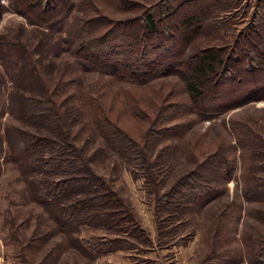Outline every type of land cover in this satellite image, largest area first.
Masks as SVG:
<instances>
[{"label": "rangeland", "instance_id": "rangeland-1", "mask_svg": "<svg viewBox=\"0 0 264 264\" xmlns=\"http://www.w3.org/2000/svg\"><path fill=\"white\" fill-rule=\"evenodd\" d=\"M33 1L0 0L1 90L6 95L23 78L30 84L57 77L59 91L69 93L77 87L67 81L79 79L112 96L108 104L141 147L112 145L101 123L86 128L79 143L98 157L101 197L89 206L93 218L78 223L74 216L67 231L57 224V208L36 200L31 176L0 152V258L14 264H264V188L260 200L245 199L242 149L231 153L237 162L227 181L218 178L216 162L198 169L204 180L188 175L198 164L193 145L241 143L233 125L244 128L242 140L254 154L249 149L259 135L245 125L264 130V0H57V20L56 12L33 10ZM147 12L157 24L150 35ZM157 43L178 55L175 65L162 64L145 83L81 58L88 44H120L139 66L142 53L160 50ZM211 51L219 61L195 105L181 67L188 75ZM6 97H0L3 135L5 128L25 126Z\"/></svg>", "mask_w": 264, "mask_h": 264}, {"label": "trees", "instance_id": "trees-1", "mask_svg": "<svg viewBox=\"0 0 264 264\" xmlns=\"http://www.w3.org/2000/svg\"><path fill=\"white\" fill-rule=\"evenodd\" d=\"M30 6L42 14L56 12L53 19L57 20V0H34ZM145 15V35H150V32H157V24L152 13L147 12ZM188 20L190 18L186 22H189ZM1 41L4 43L3 40ZM143 43L148 44L141 40L140 45ZM91 46L88 44L85 47L87 51L81 58L92 61L95 66L105 71H113L112 73L116 74L118 78H124L121 75L129 78L130 75L138 83H145L152 79L154 71H157L162 64L166 66L165 69L171 68L168 65H175L171 60L178 55L169 46L164 48L162 44L157 43L156 46L160 50L155 55H149V57L146 53H142L139 60H143V63L140 62L139 67L128 57H124L125 54L123 53L128 54L129 51H120L122 48L120 44L100 45L93 48ZM123 46L126 45L123 43ZM217 55L215 51L202 54L195 66L187 73L188 75L184 74L185 69L181 67L183 70L181 74L188 82L190 100L195 105L202 98L201 84L210 73H213L214 65L219 61ZM25 81H27L25 78L20 81L17 80L15 87L7 89L6 95V91H2L0 88V97L2 94L7 96L4 101L6 106L9 105L10 111L25 125L11 126L4 129L6 131L4 135L0 133V152L4 151L7 156H14L13 158L19 162L23 172L31 176L30 188L36 200H41L48 205L52 203L57 208V224L62 227V230L66 229L67 231L70 225L68 220L74 216L80 219L78 223L81 220L87 222L92 219L89 206L101 197L100 193H96L102 184L95 168L98 157L95 156L96 153L94 152L87 155V145H80L79 143L86 128L92 123L94 125L101 123L102 129L110 135V139L107 140L115 146L122 147L125 144L130 149H140L141 144L123 129L118 114H115L111 105L108 104V98L112 96L104 94V92L98 95L92 87L91 89L86 88L76 78L67 81L70 84L75 83L77 87L69 93L59 91L57 86L61 84V81H58L57 77L34 79L30 84ZM102 81L104 80L102 79ZM1 82L3 85L4 80ZM37 86L39 87L37 91L24 90L35 89ZM257 89L259 86L255 87L254 91ZM71 106L78 110L74 116L71 113ZM1 111L0 109V116ZM76 124L83 126L74 131L73 128ZM245 127L248 129L247 133L259 135L254 149H249L251 152L253 151V155L249 154L248 144L246 145L242 140L244 132L241 129L244 130V128L241 127L240 129L233 125V131L237 132L241 143L236 145L225 140L219 144L203 141L193 145L194 160L198 164L188 175L204 180L203 176L198 173V169L216 162L215 169L218 178L227 181L233 177L237 162L235 153L234 155L231 153L240 147L242 149L240 160L244 197L247 200H260L259 198H262L260 195L263 194L261 189L264 188V175H260L257 179L255 174L256 171L264 173L262 167L264 130L262 127L257 128L249 125H245ZM148 128L152 134L153 132L159 133L150 127ZM98 149L99 146H95L93 151H98ZM198 152H205L206 154L198 157ZM227 152L229 155L226 154ZM257 166L261 169H257ZM179 182L181 183V180Z\"/></svg>", "mask_w": 264, "mask_h": 264}, {"label": "crops", "instance_id": "crops-1", "mask_svg": "<svg viewBox=\"0 0 264 264\" xmlns=\"http://www.w3.org/2000/svg\"><path fill=\"white\" fill-rule=\"evenodd\" d=\"M0 264H14V263L7 260L5 257L3 258V255H2V258H0Z\"/></svg>", "mask_w": 264, "mask_h": 264}]
</instances>
